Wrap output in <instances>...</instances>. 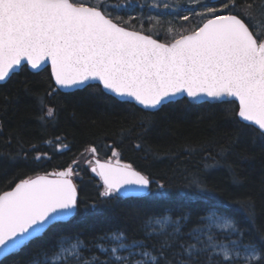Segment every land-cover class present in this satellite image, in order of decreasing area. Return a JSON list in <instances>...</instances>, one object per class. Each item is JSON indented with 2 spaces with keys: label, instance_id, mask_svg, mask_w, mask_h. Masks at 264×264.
Here are the masks:
<instances>
[{
  "label": "snow or ice",
  "instance_id": "snow-or-ice-1",
  "mask_svg": "<svg viewBox=\"0 0 264 264\" xmlns=\"http://www.w3.org/2000/svg\"><path fill=\"white\" fill-rule=\"evenodd\" d=\"M187 3L192 7L152 0L151 8H162L178 20L200 17L199 26L177 31L171 42L162 43L144 34L143 20L136 30L132 25L136 17H112L109 9L143 8L136 0L124 4L109 0H0V82L8 81L17 70H40L50 64L56 86L53 92L95 90L114 103L142 106L145 132L165 108L238 101V108L229 113L237 141L251 138L264 143V31L252 22L254 3H247L241 14L232 12L237 0ZM260 15L264 16V11ZM148 20L159 24L161 18L150 16ZM168 31L172 33V28ZM41 105V119L54 120L55 108L43 111L42 101ZM54 144L57 152L70 150L60 137L45 142L48 147ZM31 151L37 152L35 161L49 158L36 145ZM86 151L93 157L86 163L102 181L99 196L105 204L120 199L155 203L171 199L164 183L121 163L119 152L112 151L117 157L114 162L101 163L95 159L96 147ZM224 154L222 148L217 155ZM217 163L205 153L202 169L191 175L190 190L179 193L186 205L206 204L195 226L189 227L191 210L176 217L163 210L146 214L140 227L142 238L120 228L87 241L83 233L59 231L74 218L88 224L105 215L101 204H82L78 199L72 179L79 175L73 167L78 161L60 171L22 179L0 193V259L48 235L54 243L40 248L31 264H264V233L258 234V240L251 239L230 211L232 206L220 200L202 179V172ZM234 182H240L235 175ZM246 207L245 219L251 222L254 204L249 201Z\"/></svg>",
  "mask_w": 264,
  "mask_h": 264
},
{
  "label": "trees",
  "instance_id": "trees-1",
  "mask_svg": "<svg viewBox=\"0 0 264 264\" xmlns=\"http://www.w3.org/2000/svg\"><path fill=\"white\" fill-rule=\"evenodd\" d=\"M109 2L124 4L125 0ZM136 2L144 4V7L109 11L113 18L117 15L124 19L136 17L132 25L137 30H140V20H143L144 33L162 42L172 41L178 29H191L200 24L199 17L195 21L191 16L189 20L192 21L187 22L169 15L166 10H151L150 0ZM247 3H254L252 22H257L258 30L264 31V16L260 15L264 11V0H237L233 14H241ZM157 15L161 18L159 24L148 20V17ZM169 21H172L171 25ZM169 27L172 33H169ZM55 88L48 67L38 72L24 68L8 81L0 82V193L22 179L63 170L75 160L78 164L73 167L79 175L72 179L77 186L78 199L82 204L92 201L101 204L105 215L88 224L74 218L59 231L83 233V239L87 241L110 229L120 228L126 229L129 235L142 238L140 227L146 214L163 210H168L173 217L191 210L192 224L189 227L195 226L197 215L206 204L193 202L186 205L179 199V193L190 190L187 185L192 173L202 169V159L205 153H209L218 163L202 172V179L220 200L232 206L230 211L251 239L258 240V234L264 233V143L253 142L251 138L237 141V129L229 115L233 107L238 108L236 102L165 108L154 118L151 130L145 132L141 127L145 113L137 105L114 103L95 90L53 92ZM41 101L43 111L47 107L55 108L57 115L54 120L41 119ZM56 137L69 145L70 150L57 152L55 144L53 147L45 145L46 141L55 142ZM32 145H36L40 153L46 152L49 158L35 161L33 157L37 152L31 151ZM91 147H96L95 157L100 159H117L112 156V151L119 152L118 159L122 163L131 164L136 170L164 183L171 199L160 203L120 199L105 204L99 196L102 183L86 163L93 158L86 151ZM193 148L196 151L189 154ZM222 148L225 154L217 155ZM234 175L239 183L234 182ZM249 201L254 204L251 222L245 219ZM53 243L48 235H42L18 253L1 259L0 264H31L40 248L50 247Z\"/></svg>",
  "mask_w": 264,
  "mask_h": 264
},
{
  "label": "rangeland",
  "instance_id": "rangeland-1",
  "mask_svg": "<svg viewBox=\"0 0 264 264\" xmlns=\"http://www.w3.org/2000/svg\"><path fill=\"white\" fill-rule=\"evenodd\" d=\"M86 1H91L92 3H95L96 2V0H86ZM151 2H152V0H150ZM185 1V4L188 6V7H192V5H190V4H188L187 3V0H160V2H161V4L162 3H164V2H167V3H169L170 5H174V4H181V5H185V4H183L182 2H184ZM151 10H154V11H163V9L161 8V9H155V8H150ZM149 10V9H148ZM142 13V12H141ZM145 14V13H144ZM193 19L192 20H195V21H197L198 20V16H195V15H193ZM200 18V17H199ZM192 20H189V21H192ZM141 21V20H140ZM189 21H187V22H189ZM254 24H256V25H258L259 26V24L256 22V23H254ZM157 30V29H156ZM181 29H178V31H180ZM155 30H153V32H154ZM157 31H159V30H157ZM92 159V158H91ZM114 160V159H113ZM88 165V164H87Z\"/></svg>",
  "mask_w": 264,
  "mask_h": 264
},
{
  "label": "water",
  "instance_id": "water-1",
  "mask_svg": "<svg viewBox=\"0 0 264 264\" xmlns=\"http://www.w3.org/2000/svg\"><path fill=\"white\" fill-rule=\"evenodd\" d=\"M144 34H146V33H144ZM146 35H148V34H146ZM154 38V37H153ZM154 39H157V38H154ZM159 40V39H158ZM160 42H162L161 40H159ZM162 43H165V42H162ZM45 67H48L49 68V72H50V75H51V67H50V64H47V65H45L43 68H45ZM42 68V69H43ZM29 71H31V72H38V71H40V70H42V69H40V70H32V69H30V68H27ZM19 70H17V72H18ZM16 72V73H17ZM53 80V79H52ZM53 83H54V80H53ZM54 85H55V83H54ZM60 91H63V92H71V91H73V90H71V89H62V90H60ZM236 103H237V106H238V101H235ZM137 106H139V105H137ZM139 107H142V106H139ZM95 159H97V158H95ZM97 160H99L101 163H104V162H106V161H108V160H110V159H106V160H103V159H97ZM114 162V161H113ZM122 163V162H121ZM58 171H60V170H58ZM53 172V171H52ZM40 175H42V174H40ZM36 176V175H35ZM35 176H32L33 178L35 177ZM74 182V181H73ZM18 183V182H17ZM16 184V183H15ZM15 184L11 187V188H13L14 186H15ZM11 188H9V189H7V190H5V191H8V190H11ZM3 259V258H2ZM1 260V259H0Z\"/></svg>",
  "mask_w": 264,
  "mask_h": 264
},
{
  "label": "flooded vegetation",
  "instance_id": "flooded-vegetation-1",
  "mask_svg": "<svg viewBox=\"0 0 264 264\" xmlns=\"http://www.w3.org/2000/svg\"><path fill=\"white\" fill-rule=\"evenodd\" d=\"M86 2H89V3H91V1H86ZM124 26H126V25H124ZM127 27V26H126ZM137 30V29H136Z\"/></svg>",
  "mask_w": 264,
  "mask_h": 264
}]
</instances>
